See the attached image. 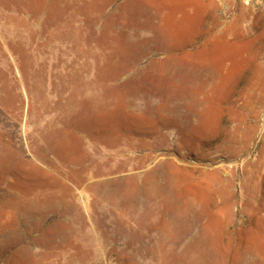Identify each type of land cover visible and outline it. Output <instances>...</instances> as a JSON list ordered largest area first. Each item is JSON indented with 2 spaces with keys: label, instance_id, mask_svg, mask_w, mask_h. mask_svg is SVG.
Returning <instances> with one entry per match:
<instances>
[{
  "label": "rangeland",
  "instance_id": "rangeland-1",
  "mask_svg": "<svg viewBox=\"0 0 264 264\" xmlns=\"http://www.w3.org/2000/svg\"><path fill=\"white\" fill-rule=\"evenodd\" d=\"M263 124L264 0H0V264H264Z\"/></svg>",
  "mask_w": 264,
  "mask_h": 264
},
{
  "label": "bare ground",
  "instance_id": "bare-ground-1",
  "mask_svg": "<svg viewBox=\"0 0 264 264\" xmlns=\"http://www.w3.org/2000/svg\"><path fill=\"white\" fill-rule=\"evenodd\" d=\"M258 122V121H257ZM258 131H259V125H257V126H255V127H253V128H251V130L249 131V132H251L252 134H254L255 136H252L251 137V141L252 140H254V139H256V135H257V133H258ZM259 138H260V140H261V148H260V146L258 147V150H256V152H257V154L255 155V159L253 158V159H250V160H248L247 161V165L248 166H250L251 168H259V166H260V161H261V157H262V151L264 150V124H263V126H262V130H261V132H260V135H259ZM247 139V138H246ZM249 141H246V143H248ZM255 145V144H254ZM257 148V147H256ZM246 152V151H245ZM227 162V161H226ZM263 162V161H262ZM226 168L224 167V166H219V167H217L216 168V170L218 171V172H225L226 170H225ZM258 170V169H257Z\"/></svg>",
  "mask_w": 264,
  "mask_h": 264
}]
</instances>
